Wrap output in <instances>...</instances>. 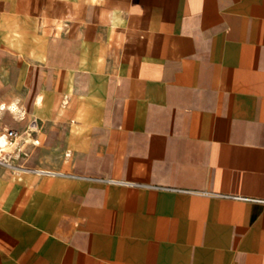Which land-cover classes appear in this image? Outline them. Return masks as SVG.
<instances>
[{"label": "crops", "instance_id": "obj_1", "mask_svg": "<svg viewBox=\"0 0 264 264\" xmlns=\"http://www.w3.org/2000/svg\"><path fill=\"white\" fill-rule=\"evenodd\" d=\"M2 103L0 264H264V0H0Z\"/></svg>", "mask_w": 264, "mask_h": 264}, {"label": "built area", "instance_id": "obj_2", "mask_svg": "<svg viewBox=\"0 0 264 264\" xmlns=\"http://www.w3.org/2000/svg\"><path fill=\"white\" fill-rule=\"evenodd\" d=\"M38 125V120L34 119L32 124H31V128L35 129ZM7 134L10 138L14 140H17L19 137L22 136V133L20 130H18L17 128H7ZM39 141V140H36ZM18 149L21 150L22 147L18 146ZM0 164H6V165H10V166H14L19 170H27V169H33V168H28L25 166H21V165H16L13 162V156L12 154L9 153L8 150V143L5 140L0 139ZM133 183V182H130Z\"/></svg>", "mask_w": 264, "mask_h": 264}, {"label": "bare ground", "instance_id": "obj_3", "mask_svg": "<svg viewBox=\"0 0 264 264\" xmlns=\"http://www.w3.org/2000/svg\"><path fill=\"white\" fill-rule=\"evenodd\" d=\"M0 107H1V109H3L4 108V103H2L0 105ZM10 108L13 109V110H18L19 109V105H18L17 102H14V103L10 104Z\"/></svg>", "mask_w": 264, "mask_h": 264}, {"label": "rangeland", "instance_id": "obj_4", "mask_svg": "<svg viewBox=\"0 0 264 264\" xmlns=\"http://www.w3.org/2000/svg\"><path fill=\"white\" fill-rule=\"evenodd\" d=\"M6 104V102H4ZM2 110H6V108L4 107ZM2 116V113L0 111V117ZM0 128H1V123H0Z\"/></svg>", "mask_w": 264, "mask_h": 264}]
</instances>
